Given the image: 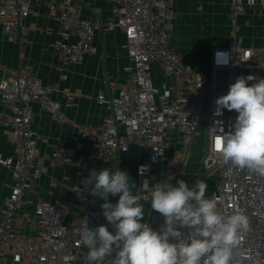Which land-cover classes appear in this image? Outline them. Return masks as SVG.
I'll list each match as a JSON object with an SVG mask.
<instances>
[{
	"label": "built area",
	"instance_id": "built-area-1",
	"mask_svg": "<svg viewBox=\"0 0 264 264\" xmlns=\"http://www.w3.org/2000/svg\"><path fill=\"white\" fill-rule=\"evenodd\" d=\"M94 1H61L60 35L52 48L62 66L71 68L87 55L98 53L94 43L98 32L119 29L124 33V49L131 64L125 68V83L114 96L98 95V103L107 114L98 132L97 159L121 164L133 149L146 150L136 174L140 202L151 204L154 167L169 161L167 151L175 141L180 145L179 158L187 154L204 123L208 148L203 166L208 176H218L216 190L208 199L216 198L217 209L225 217L240 213L249 221L248 230L241 232L233 248L231 264H264V175L224 162L214 148L217 139L234 130L238 116L235 110L227 109L216 115V99L227 94L241 71L264 70V47H249L239 25V17L246 14L249 5L259 4L264 19V0H231L233 42L213 48L210 62L202 70L187 64L170 43L171 22L176 18L173 0H109L112 9L108 19L83 17L82 5ZM50 8L57 7L51 4ZM197 9L202 11L204 7L200 4ZM31 14L29 0H1L3 32L19 46L27 39L25 21ZM217 53L227 56L218 57ZM52 92L38 73L27 69L16 77L0 79V101L6 109L4 123L9 126L14 147L12 156L0 154V165L7 167L14 179L0 212V264H77L83 257V264H96L87 259L88 249L81 243L85 220L90 229L110 227L99 208L101 199L91 195L94 185H90L80 203L93 208L82 212L79 220L70 221L71 206L66 201L40 198L28 213L26 228H17V219L26 205L23 197L42 177L45 163L75 164L69 146L57 145L42 156L38 154L32 103L56 113L59 122L67 121ZM67 95L71 104L75 96ZM164 222L155 211L142 221L155 231ZM180 231L183 239L194 234L186 227ZM103 264H113V258L106 257Z\"/></svg>",
	"mask_w": 264,
	"mask_h": 264
},
{
	"label": "crops",
	"instance_id": "crops-1",
	"mask_svg": "<svg viewBox=\"0 0 264 264\" xmlns=\"http://www.w3.org/2000/svg\"><path fill=\"white\" fill-rule=\"evenodd\" d=\"M29 1L32 6V14L25 21L27 39L22 46L4 34L0 19V79L16 77L27 69L38 73L43 83L53 90L52 98L60 104L61 110L67 116V121L66 123L59 122L56 113L42 110L38 103H32L38 154L42 156L57 145L69 146L74 151L75 164L64 165L52 161L45 163L42 177L36 182L34 188L23 197L26 204L25 210L16 222L17 228L22 230L27 226L28 213L40 198H60L69 203L71 222L79 220L82 212L91 210L93 206L81 204L80 199L88 192L90 185H85L83 181L89 176L92 169L99 171L109 168L111 171H115L119 168L121 171H125L134 184L133 193H138L139 182L136 167L147 155V151L144 149H133L124 157L121 164L118 162L102 163L97 159L98 132L102 119L107 114V109L98 103V95L104 93L109 97L114 96L125 83L127 76L125 68L131 64L124 49L123 31L116 29L113 32H98L94 38L98 53L87 55L79 65L64 68L59 55L52 48V44L60 35L58 18L61 14L62 0ZM207 1L214 3L206 4ZM219 2L220 0H173L172 3L176 11V18L171 22L173 31L170 43L176 47L187 64L198 70L208 66L213 48L229 46L233 42V38L224 33H222L224 36L220 42L216 40V30L219 27V23L217 22V24L215 21L216 18L220 17L222 12L227 14V19L233 18L231 0H227L225 4ZM51 4H55L57 8L52 10ZM200 4L204 7L202 11L197 9ZM206 5L208 8H213L214 11L207 12L205 15ZM111 9L112 4L109 0H96L84 3L81 12L83 17L105 20L111 16ZM245 15L248 19L245 21L247 25H251L255 16L258 15L260 20L264 21L259 4L254 7L249 5ZM199 18L210 23L207 33L189 34L188 29L195 34L197 28L193 26V23H197ZM212 18L214 19L213 23ZM225 25L226 22H224ZM257 28L254 33H257ZM211 29H215L213 37L209 36ZM251 36L250 32L245 35L249 47L254 49L264 47V43L256 45L250 42ZM68 93L75 96L71 104L68 100ZM5 113V106L0 101V154L3 157H9L14 154V147L10 139L9 126L4 123ZM82 130H86V134H83ZM201 139L202 134L199 131L191 149L182 158L178 156L179 142H173L167 151L169 161L154 167L153 185L162 183L171 177L173 186H178V180H184L190 187L194 186L195 183L191 184L190 180H187L189 175H185L186 169L184 172H181L180 169L181 163L188 159L192 161V164L196 161L203 164V155L198 152ZM13 180L10 170L0 165V212L4 200L10 193ZM118 198V196H110L109 200L115 204ZM103 203L104 201L101 199L100 209H102ZM140 204L142 203L140 202ZM142 205L145 210L142 220L144 221L154 211L151 210V204ZM109 231H114L112 225H110ZM7 264L13 263L8 262Z\"/></svg>",
	"mask_w": 264,
	"mask_h": 264
},
{
	"label": "clouds",
	"instance_id": "clouds-1",
	"mask_svg": "<svg viewBox=\"0 0 264 264\" xmlns=\"http://www.w3.org/2000/svg\"><path fill=\"white\" fill-rule=\"evenodd\" d=\"M253 80L257 82L249 85ZM215 104L216 115L227 109L238 116L234 130L217 139L214 148L224 162L264 175V78L238 76ZM83 183L94 185L91 195L104 201L103 216L114 229L109 231L107 225L90 229L85 220L81 243L88 249L87 259L96 264H103L109 256L113 264H231L233 248L249 227L245 215L225 217L215 197L205 198L204 180L192 187L178 180V186H173L170 177L152 186L151 210L165 221L159 231L141 222L145 216L141 196L133 193L134 184L125 171L92 169ZM110 196H118V201L111 203ZM182 227L194 234L183 239Z\"/></svg>",
	"mask_w": 264,
	"mask_h": 264
},
{
	"label": "rangeland",
	"instance_id": "rangeland-1",
	"mask_svg": "<svg viewBox=\"0 0 264 264\" xmlns=\"http://www.w3.org/2000/svg\"><path fill=\"white\" fill-rule=\"evenodd\" d=\"M214 1V0H212ZM216 1V0H215ZM227 0H220V4H225ZM207 3H214V2H206ZM218 3V2H217ZM224 6V5H223ZM207 7V8H206ZM206 10L204 12V14L206 15L207 12H213L214 9L213 8H208V6L206 5ZM214 7V6H212ZM220 7V6H219ZM197 10V9H196ZM221 14V13H220ZM202 17V16H200ZM228 16L226 13L222 12L220 17L216 18V23H219V27L216 30V40L217 42H220V40L223 39L222 33H224L226 36H231L233 38V23H232V19H227ZM202 18H199V20L197 21V23H193V26L197 28V30L195 31V34L191 32V30L189 31V29L187 30L189 34H193V35H201V34H206L207 33V27L210 25L209 22L206 21H202ZM248 20L246 18V15H243L241 17H239V25L241 26V34L245 37V35L248 34V32L251 33V39L250 42L257 44H263L264 43V21L260 20V16H255L252 24H245V21ZM212 23L214 21V19H211ZM224 22H226V25L224 26ZM217 23V24H218ZM228 23V24H227ZM250 23V22H249ZM190 24V23H189ZM196 24V25H195ZM257 28V33H254V30ZM205 28V30H204ZM215 29H211L210 31V37H213V32ZM245 76L247 77L248 75H252L257 77V79L259 78H264V70H252V71H241L239 76ZM256 80L253 81H248V84L251 85L253 83H256ZM206 125L203 123V125H201L200 127V132L202 134V139H201V144H200V148L198 150L199 154L204 155L207 153V148H208V142L206 141ZM202 157V160H203ZM201 160V161H202ZM195 163V162H194ZM192 164V161H190L189 159L184 161L183 163H181V172H184L186 169V173L185 175H189V179L191 184L195 183L197 180H204V182L207 184V189H206V193H205V198H209L213 192L216 190V186L218 183V176H208V172L206 171L205 167L203 166L202 163H198V161H196L195 164ZM188 170V172H187ZM181 179V177H179ZM86 257H83L82 259H79L77 264H83V260H85Z\"/></svg>",
	"mask_w": 264,
	"mask_h": 264
}]
</instances>
